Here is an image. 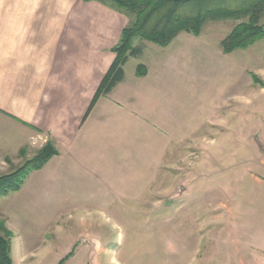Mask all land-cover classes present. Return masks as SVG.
I'll return each mask as SVG.
<instances>
[{"label":"crops","instance_id":"0c3cea01","mask_svg":"<svg viewBox=\"0 0 264 264\" xmlns=\"http://www.w3.org/2000/svg\"><path fill=\"white\" fill-rule=\"evenodd\" d=\"M125 16L98 1L0 0V159L7 164L6 159L32 158L49 141L58 151L42 169L30 174L20 190L0 197V235L2 226L12 232L13 264H58L68 255L65 264H102V254L110 253L102 245L111 242L95 236L101 234L96 232L100 228L96 219H75L71 213L124 209L116 205L113 195L124 193L117 186L127 180V174L113 173L112 163L123 166L126 161L120 159H133L135 128L143 131L145 124L148 130L150 122L149 115L134 112L140 104L135 103L151 90L174 89L168 76L162 85L145 86L151 80L149 67L144 76L137 75L136 68L135 77L130 78L125 69L128 61L124 79L100 97L86 117L116 58L112 48L128 24ZM254 74L258 80L244 71L224 79L232 86L225 105L237 121L254 118L260 124L264 123V76ZM229 126L227 122L222 132L230 134ZM236 129L237 138L249 140L264 155V137L253 140L243 126ZM238 170L243 179L250 176L260 187L224 192L217 204L206 188L203 207L209 208L211 220L198 227L212 228L215 220L223 221L238 264H264V156L245 159ZM151 188L146 180L134 191L143 195ZM153 194L177 196L180 217L185 220L183 198L193 195V188H183L181 179L174 178L172 188L161 182ZM157 206L160 210L166 203ZM215 211L220 215L213 216ZM198 212L191 209L187 219L199 223ZM188 240V236L175 239L174 259L180 264L182 260L196 264L198 253L187 249ZM212 247L206 251H213ZM77 256L81 260L74 263Z\"/></svg>","mask_w":264,"mask_h":264},{"label":"rangeland","instance_id":"374dc122","mask_svg":"<svg viewBox=\"0 0 264 264\" xmlns=\"http://www.w3.org/2000/svg\"><path fill=\"white\" fill-rule=\"evenodd\" d=\"M125 20L130 21L127 16ZM238 22L234 19L210 21L200 36L181 33L166 47L142 38L134 39V46L142 51L125 66L127 75L135 77L136 68L143 64L147 72L149 67L151 79L145 86L162 85L168 76L174 89L167 93L161 88L151 90L144 100L135 103L140 104L135 106L134 112L149 115L150 122L148 130L145 124L143 131L135 128L133 159H120L126 161L123 166L112 163L113 173L127 174V180L116 185L117 191L122 187L124 193L113 195L116 205L124 209L71 213L75 219L93 216L96 224H100L96 232L100 230L101 233H95V236L111 242L102 245L103 249L110 248L108 255L102 254V264H110V257L114 258L111 264H180V260L174 259L177 236L182 240L185 236L191 238L187 249H192L193 255L198 253L196 264H238L237 252L228 240V231L222 227L223 221L215 220L212 228L198 227L211 220V214H207L209 208L205 211L203 207L206 188L217 204L224 192L233 194L238 189L260 187L250 176L243 179L238 167L245 159H261L264 155L249 140L237 138L236 128L243 126L247 136L263 140L264 123H255L254 118H245V123L237 121L238 117L233 116L225 105L232 86L224 79L242 75L243 71L251 76L254 73L264 76V39L230 55L223 52L221 41ZM259 67H262L261 71H258ZM261 84L264 86V81ZM138 117L141 116H135ZM227 122L230 123V134L222 132ZM223 135L226 136L223 138ZM6 160L7 164L0 159V176L25 161ZM122 167L123 171H120L118 168ZM174 178L181 179L183 188H193V195L183 198L185 220L180 217L181 201L177 196L153 194L161 182L172 188ZM146 180H150L153 188L144 190L143 195H136L134 190ZM175 202L178 203L176 206ZM163 203L166 208L159 210L157 205ZM193 208L199 211V223L194 218L187 219ZM206 215L208 218L205 219ZM212 215L220 213L215 211ZM211 245L214 250L207 252ZM80 260L77 256L74 263ZM182 262L184 264V260Z\"/></svg>","mask_w":264,"mask_h":264},{"label":"trees","instance_id":"16d2710c","mask_svg":"<svg viewBox=\"0 0 264 264\" xmlns=\"http://www.w3.org/2000/svg\"><path fill=\"white\" fill-rule=\"evenodd\" d=\"M98 1L115 8L129 18L119 42L112 48L116 58L102 79L87 110L90 114L100 97L109 94L125 77L124 66L131 57H138L141 48L136 38L166 47L181 33L200 36L210 21L234 19L239 21L221 41L223 52L247 49L264 39V0H83ZM137 74L144 76L147 68L138 65ZM258 80L256 75H253ZM22 149L21 154L25 155ZM58 153L51 141L35 156L12 171L0 176V197L20 190L33 171L42 169ZM0 235V264H13L11 257L12 232L2 226ZM69 255L58 264H65Z\"/></svg>","mask_w":264,"mask_h":264}]
</instances>
